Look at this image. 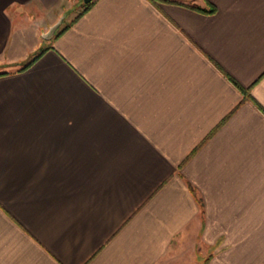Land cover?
I'll return each instance as SVG.
<instances>
[{
    "label": "crops",
    "instance_id": "crops-1",
    "mask_svg": "<svg viewBox=\"0 0 264 264\" xmlns=\"http://www.w3.org/2000/svg\"><path fill=\"white\" fill-rule=\"evenodd\" d=\"M0 264H264V0H0Z\"/></svg>",
    "mask_w": 264,
    "mask_h": 264
},
{
    "label": "rangeland",
    "instance_id": "rangeland-1",
    "mask_svg": "<svg viewBox=\"0 0 264 264\" xmlns=\"http://www.w3.org/2000/svg\"><path fill=\"white\" fill-rule=\"evenodd\" d=\"M85 4L86 3H84V8H85ZM63 19H65V16H63L61 19H60V23L58 22V25H57V27L55 28V30L50 34V29L49 30H47V31H45L46 33V35L44 34L43 35V39L44 40H49V39H51L50 37H52L54 34L55 35H57L58 33H60L61 31H63L64 30V28L65 27H61V25H62V20ZM45 50V48L44 47H40V49L35 53V54H32V55H30V57H29V59L26 61V63L25 64H23L22 65V67L24 68V67H27L28 66V64H30V62L37 56V55H39L40 53H42V51H44Z\"/></svg>",
    "mask_w": 264,
    "mask_h": 264
},
{
    "label": "water",
    "instance_id": "water-1",
    "mask_svg": "<svg viewBox=\"0 0 264 264\" xmlns=\"http://www.w3.org/2000/svg\"><path fill=\"white\" fill-rule=\"evenodd\" d=\"M92 0H83L84 3H89ZM58 24L54 25L53 27L50 28V34L55 30V28L57 27ZM46 35V34H45Z\"/></svg>",
    "mask_w": 264,
    "mask_h": 264
},
{
    "label": "trees",
    "instance_id": "trees-1",
    "mask_svg": "<svg viewBox=\"0 0 264 264\" xmlns=\"http://www.w3.org/2000/svg\"><path fill=\"white\" fill-rule=\"evenodd\" d=\"M150 1L155 2L156 0H150ZM90 4H91V2L86 3L84 9H86L87 7H89ZM37 56H38V55H37ZM37 56H36V57H37ZM34 59H35V58H34ZM34 59H33V60H34ZM33 60H32V61H33ZM30 63H31V62H30ZM28 65H29V64H28Z\"/></svg>",
    "mask_w": 264,
    "mask_h": 264
}]
</instances>
